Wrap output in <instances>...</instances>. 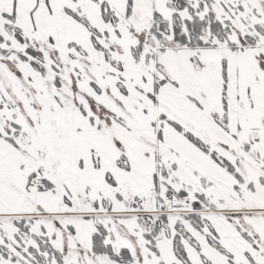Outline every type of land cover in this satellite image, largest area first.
Returning <instances> with one entry per match:
<instances>
[{"label":"snow or ice","instance_id":"1","mask_svg":"<svg viewBox=\"0 0 264 264\" xmlns=\"http://www.w3.org/2000/svg\"><path fill=\"white\" fill-rule=\"evenodd\" d=\"M0 264H264V0H0Z\"/></svg>","mask_w":264,"mask_h":264}]
</instances>
